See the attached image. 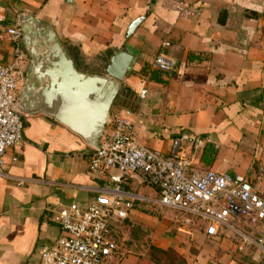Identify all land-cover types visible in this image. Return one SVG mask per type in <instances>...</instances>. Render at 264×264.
<instances>
[{
	"label": "crops",
	"instance_id": "1",
	"mask_svg": "<svg viewBox=\"0 0 264 264\" xmlns=\"http://www.w3.org/2000/svg\"><path fill=\"white\" fill-rule=\"evenodd\" d=\"M21 14L52 22L83 72L104 74L113 55L131 47L136 63L112 115L142 120L141 143L164 154L195 135L203 144L189 174L243 177L264 198V0H0V64L16 62L6 31ZM161 52L176 62L174 72L154 66ZM23 122L24 142L8 151L0 172V264H40L61 235L53 213L72 203L86 208L117 185L116 171H89L91 149L67 127L44 115ZM121 188L143 198L113 228L124 264H264V241L244 247L228 228L209 237L204 221L186 223L177 211L181 219L164 218L158 191L138 177ZM152 247L167 252L161 262Z\"/></svg>",
	"mask_w": 264,
	"mask_h": 264
},
{
	"label": "built area",
	"instance_id": "2",
	"mask_svg": "<svg viewBox=\"0 0 264 264\" xmlns=\"http://www.w3.org/2000/svg\"><path fill=\"white\" fill-rule=\"evenodd\" d=\"M6 37L14 44L16 62L0 64V172L6 168L8 151L24 142L25 130L24 116L15 109L25 82L20 69L24 61L20 28H9ZM153 64L163 72L176 70V62L164 52ZM145 96L143 91L140 97ZM142 124L140 119L112 115L100 149H91L89 171L97 177L116 171L111 179L117 185L100 192L86 208L72 203L53 213L61 235L41 251L40 264H124L128 255L113 236V227L128 218L136 201L143 200L121 188L136 177L158 191L159 206L182 213L186 223L191 219L206 222L207 236L218 235L224 227L239 234L244 247L264 241V198L252 183L212 170L189 174L202 141L184 134L174 141L170 154L153 151L139 139L137 129ZM24 183L18 180L20 186Z\"/></svg>",
	"mask_w": 264,
	"mask_h": 264
},
{
	"label": "water",
	"instance_id": "3",
	"mask_svg": "<svg viewBox=\"0 0 264 264\" xmlns=\"http://www.w3.org/2000/svg\"><path fill=\"white\" fill-rule=\"evenodd\" d=\"M140 23H131L127 38ZM17 25L30 62L15 109L24 117L47 116L99 150L136 54L126 46L113 55L104 74L87 73L77 67L52 22L21 14Z\"/></svg>",
	"mask_w": 264,
	"mask_h": 264
},
{
	"label": "rangeland",
	"instance_id": "4",
	"mask_svg": "<svg viewBox=\"0 0 264 264\" xmlns=\"http://www.w3.org/2000/svg\"><path fill=\"white\" fill-rule=\"evenodd\" d=\"M24 47V46H23ZM25 49L23 48V51H24ZM26 52V51H25ZM29 57V56H28ZM29 60H30V58H29ZM160 210H162L161 212H162V216L164 217V218H166V219H171V218H176V217H178L179 219H181V216L179 215V213H177V212H172L171 210H168V209H165V208H163V209H161L160 208ZM177 219V218H176Z\"/></svg>",
	"mask_w": 264,
	"mask_h": 264
},
{
	"label": "trees",
	"instance_id": "5",
	"mask_svg": "<svg viewBox=\"0 0 264 264\" xmlns=\"http://www.w3.org/2000/svg\"><path fill=\"white\" fill-rule=\"evenodd\" d=\"M114 105H116V102H115ZM24 118H25V117H23V119H24ZM125 220H126V219H125ZM125 220H120V221L116 222L115 225H114V227H113V228H114V231H115V226H116V224H120V223L124 222ZM114 231H113V236H115ZM115 239H116V236H115ZM151 250L153 251L154 257L157 258V260H159L161 257H163V256H161L162 254L165 255V256L167 255V252H166V251L163 252V251H159V250H158L159 253H157V250H156L154 247H152ZM156 253L158 254L157 256L155 255ZM162 260H163V259H160L159 262H161Z\"/></svg>",
	"mask_w": 264,
	"mask_h": 264
}]
</instances>
